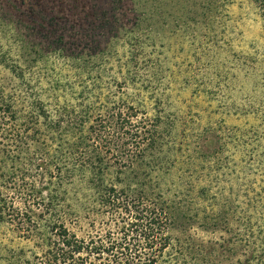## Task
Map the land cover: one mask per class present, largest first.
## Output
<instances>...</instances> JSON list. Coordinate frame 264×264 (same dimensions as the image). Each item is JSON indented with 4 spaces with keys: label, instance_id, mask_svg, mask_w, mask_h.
<instances>
[{
    "label": "rangeland",
    "instance_id": "1",
    "mask_svg": "<svg viewBox=\"0 0 264 264\" xmlns=\"http://www.w3.org/2000/svg\"><path fill=\"white\" fill-rule=\"evenodd\" d=\"M262 3L0 0V97L5 98L6 105L16 102L21 116L17 125L7 127L3 123L0 127V183L29 184L41 179L38 174L42 168L38 166L48 155L47 135L43 126H39L37 134L29 120L32 105L64 100L63 95L53 100L48 92L51 83L59 79L73 83V88L78 86L74 70L59 55L83 52L86 60L91 56L88 52L110 49L108 43L119 32L117 52L110 49L112 55L106 64L101 59L97 61L100 64L96 65V75L103 76L97 84L102 89L99 96L105 101L142 100L141 112H150V116L162 112L163 118L169 117L173 122L172 137L186 143L185 152L191 143L204 152L207 163L199 164L193 178L196 190L207 187L209 196L200 205L194 204V209L215 204L230 226L224 222V233L220 230L202 234L198 230L193 232L195 235L214 241L224 236L226 243L232 244L238 239V228L248 226V230H253L254 221L264 214L253 207V199L264 201ZM129 32L136 37L126 46ZM130 50L134 55L140 54L138 64L135 61L133 66L139 71L138 76L143 75L145 89L138 82L136 89L124 86L120 91L117 83L123 82L121 70ZM15 66H19L16 73ZM142 88L147 95L145 91L138 93ZM39 124H44L43 119H39ZM17 136L21 139L13 144L12 139ZM184 173L189 174V170ZM225 174L230 175L225 178ZM173 181L169 175L167 183ZM165 188L171 196L175 195L174 187ZM177 188L176 192H180L181 184ZM197 199L192 194L187 195L186 201ZM212 206L207 211L211 212ZM73 228L79 236L91 231L88 221ZM18 249L29 255L41 254V250L32 248L16 223L0 225V264L12 262L13 251Z\"/></svg>",
    "mask_w": 264,
    "mask_h": 264
},
{
    "label": "trees",
    "instance_id": "2",
    "mask_svg": "<svg viewBox=\"0 0 264 264\" xmlns=\"http://www.w3.org/2000/svg\"><path fill=\"white\" fill-rule=\"evenodd\" d=\"M119 35L108 43L113 52H117ZM135 37L127 33L126 46ZM110 49L88 52L91 56L86 60L83 52L75 56L61 53L74 70L78 86L59 79L48 92L53 100L61 95L64 100L32 105L29 120L37 134L39 126L44 127L48 155L38 166L42 168L40 180L0 183V225L16 223L41 254L18 249L9 264H264V214L254 221L253 230L238 228V239L232 244L224 236L214 241L193 233H216L228 222L215 204L211 212L207 211L211 205L194 209V204L200 205L209 196L207 187L196 190L193 178L199 164L208 159L192 143L186 153V143L172 137L169 117L163 118L162 112L154 116L141 112L142 100L105 101L99 96L102 89L97 84L103 76L96 75L95 68L100 59L106 64ZM135 54L127 53L121 70L123 82L117 83L120 91L124 86L136 89L138 82L144 88L143 75L138 76L133 66L140 59ZM143 88L138 93L146 94ZM16 105H6L0 97V127L3 123L17 125L21 116ZM14 138L13 144L21 139ZM169 175L174 177L173 184L167 183ZM179 184L180 192H176ZM165 185L174 187V196ZM192 194L199 200L186 201ZM253 203L257 212L264 213L263 199H253ZM85 221L91 231L79 236L73 227Z\"/></svg>",
    "mask_w": 264,
    "mask_h": 264
}]
</instances>
